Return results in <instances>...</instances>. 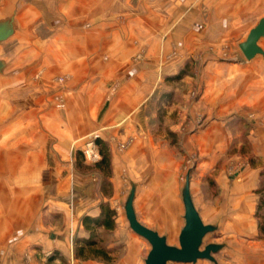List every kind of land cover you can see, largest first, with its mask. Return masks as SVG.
<instances>
[{
	"label": "crops",
	"instance_id": "0c3cea01",
	"mask_svg": "<svg viewBox=\"0 0 264 264\" xmlns=\"http://www.w3.org/2000/svg\"><path fill=\"white\" fill-rule=\"evenodd\" d=\"M245 9V0H0V23L9 19L14 35L17 36V32L19 36L31 38L28 44L30 51L39 52L44 60L45 83L52 87L60 86L50 80L55 69L68 74L69 81L57 89V93L65 98L64 109L70 107L74 100L98 107L100 95L109 92V86L118 84L112 95V112L105 115L103 122L112 127V133L124 125L122 138L137 127L144 133L146 139L140 141L144 148L142 154L150 156L147 163L150 167L143 178L144 187L147 196L151 192L156 197L158 210L163 213L165 197L180 195L182 199L185 188V185L180 187L178 176L181 161L168 160L169 144L178 145L183 153L194 149L197 143H201L205 150L216 146L225 148L230 126L235 123V118H240L242 132L247 133L252 149H264V55H257L249 61L240 51V58L236 55L231 61L214 56L219 52L220 44L244 33ZM41 24L43 28L36 30ZM258 44L264 50V38ZM198 51L212 55L204 58L203 90L194 101L168 87L177 82H170L169 77L176 75L186 60L181 62V56L168 60L166 55L177 53L187 57ZM139 54L141 56L137 57ZM160 81L166 91L173 92L154 96ZM154 105L156 109L152 117L166 119L161 124L165 127L163 137L156 141L149 128L150 109ZM76 143L74 147L82 144L80 140ZM127 155L112 150V177L110 174L105 178L103 186L102 177L99 192L106 191L105 194L112 195L110 208L115 212L112 217L114 226L112 230H98L112 232V249L118 243L125 246L121 258L112 256V262L118 259L117 264H143L148 242L134 232H128L126 212L121 218L114 206L120 190L123 191L125 168L130 165ZM255 155L260 157L258 153ZM225 164L218 179L225 178L230 183H225L222 190L225 194L228 191L229 195H235L231 192L238 189L242 210H251L255 200L251 191L258 184L259 168L250 167L246 162L241 163L238 172L227 174ZM25 174L13 173L12 180L22 183L24 191L32 193L35 198L41 191L35 173ZM187 176L191 197L193 192H197L194 185L196 176ZM58 189L62 194L63 187L60 185ZM35 203L30 210L32 223L22 228L34 231L16 230L15 222L5 224L7 221L3 216L6 222L2 221L3 228H0V264H108L99 256L70 254L63 234L45 231L44 236L36 222ZM103 203L108 204L102 202L96 207L86 206L87 210L79 206L80 213L75 214L73 206L69 209L63 201L55 204L51 201L47 212L60 214L66 227L75 218L76 224L87 233L83 236L78 232L77 247L79 239L90 237L83 227V219L99 217ZM38 230L44 241L38 239ZM97 243L106 250L111 262L107 247ZM36 244L43 246L41 252L35 249ZM115 253L112 250V255Z\"/></svg>",
	"mask_w": 264,
	"mask_h": 264
},
{
	"label": "rangeland",
	"instance_id": "374dc122",
	"mask_svg": "<svg viewBox=\"0 0 264 264\" xmlns=\"http://www.w3.org/2000/svg\"><path fill=\"white\" fill-rule=\"evenodd\" d=\"M245 2L244 33H239L237 37H231L229 42L220 44L219 52L214 54L219 60L231 61L235 59L236 55L240 58L241 54L237 43L245 38L249 29L257 23L259 18L264 17V0H245ZM41 26L43 25H39L36 30L42 29ZM0 27L7 35L0 41V228H3V222L6 221L5 224L8 225L15 222L14 229L16 230L28 226L32 223L30 210H33V205L36 202V222L40 230H43V235L45 236V231H53L54 235L55 233L63 234L68 252L75 253L77 239L80 236L78 232L80 231L83 236H87V233L80 229L74 217L72 221H69L68 227L63 225L60 214L47 212L48 204L51 201L54 204L56 201H63L69 209L73 206L75 214L80 213L79 206L86 209V206L96 207L102 202H108L112 207V195L108 196L105 194L106 191H103L102 194L99 192L102 175L91 166L92 163H87L84 159L78 162L76 159V153L81 152L85 141L96 133L98 139L103 140L108 147L111 168L112 150L115 153L119 151L128 154L130 165H127L124 171L126 178L123 177V191L120 190V196L116 198L114 204L118 209L119 216L125 217L126 205L131 201L133 213L142 225L164 237L168 245L179 247L178 236L184 226L183 198L181 199L180 195L165 197V212L161 213L156 204V197L151 195V192L149 196L146 195L143 178L148 173L146 169L150 167L147 166L150 156L142 154L144 148L140 141L146 139L144 133L140 132L137 127L136 130H132L122 138L124 125L119 127L116 133H112V127L103 122L105 115L112 112V110L110 111L112 95L118 88V84L109 86V92H106L104 96L100 95L98 107L88 106V103L83 104L82 100H74L70 107L58 109L52 99L58 92L57 89L69 79L61 85L55 80L61 76H68V74L61 73L60 69H55L50 80L60 86L52 87L45 83L43 80L45 77L44 60L39 52L30 51L28 44L31 38L19 36L17 32L15 33L17 36L14 35L12 22L9 19L1 21ZM26 32L29 33V29ZM208 55L212 54L198 51L187 57L177 53L166 55L168 60L181 56V62L183 60L186 62L176 75L169 77L170 82H177L165 86L175 88L178 93L186 94L191 100L196 101L203 90V61ZM140 56L141 54L137 57ZM179 74L182 77L176 79ZM162 83L160 81L156 86L154 96L173 92L166 91ZM164 105L167 106V103L165 102ZM151 108L149 128L154 141H156L163 137L165 127L161 124L166 119L153 118L152 113L154 114L156 106ZM89 113L91 114L88 116ZM198 119L200 117H197ZM234 121L235 123L230 126L228 146L225 148L214 146L215 148H206L205 150L201 147V143H197L194 149H187V153H183L178 145L170 146L169 144L167 148L169 161H181L178 168L180 187L185 185L187 174L190 177L191 174L196 176L194 185L197 192H193L194 195L190 197L192 205L203 224L212 227V231L206 234L202 241V249L207 245L215 246V251L211 253L213 259H201L188 264H264V237L258 236L254 217L258 201L256 189L259 186L260 172L264 169V149L254 151L247 140V133L242 132L241 119L235 118ZM77 140H80L82 144L74 147L73 144ZM171 142L173 143V141ZM256 153L260 154V157H257ZM207 162L209 165L206 164ZM246 162L250 167H258L259 175L258 184L251 191L255 198L253 207L251 210L243 211V204L237 197L239 190L231 192L235 195H229L227 190V194H225L222 187L225 183L230 182L225 178L218 179V175L224 163H226L227 174H231L238 172L241 163ZM17 172L21 176L29 172L35 173L37 185L41 188L35 198L32 197V193L24 191L22 183L12 180L13 173ZM21 182L23 181L21 180ZM60 185L63 187L62 194L58 191L61 189V187L58 189ZM3 216L6 221L3 220ZM125 227L128 228L129 233L132 231L129 224L126 223ZM40 230L37 232L38 239L44 241L45 238L38 234ZM22 231L27 233L34 230L22 229ZM93 237L102 246L107 247L110 253L111 262L106 263L117 264L118 259L112 262V258L116 259L118 256L120 259L125 252V246L118 243L112 249V239L114 238L112 232L98 230ZM35 249L41 252L43 246L36 244ZM112 250L116 252L113 255ZM149 250L150 245L147 243L144 260Z\"/></svg>",
	"mask_w": 264,
	"mask_h": 264
},
{
	"label": "water",
	"instance_id": "95a60500",
	"mask_svg": "<svg viewBox=\"0 0 264 264\" xmlns=\"http://www.w3.org/2000/svg\"><path fill=\"white\" fill-rule=\"evenodd\" d=\"M5 36H7L6 33H3V28L0 27V41ZM261 38H264V17L260 18L256 25L249 30L245 40L238 44L239 51L247 61L257 55H264V50L258 44ZM182 198L184 205V226L178 236L179 247L168 245L164 237L138 222L133 213L131 201L127 203L125 208L126 219L130 228L150 245V250L146 255L144 264H188L201 259H213L211 253L215 251V246L207 245L202 249V241L206 234L212 231V227L203 224L192 205L188 176Z\"/></svg>",
	"mask_w": 264,
	"mask_h": 264
},
{
	"label": "trees",
	"instance_id": "16d2710c",
	"mask_svg": "<svg viewBox=\"0 0 264 264\" xmlns=\"http://www.w3.org/2000/svg\"><path fill=\"white\" fill-rule=\"evenodd\" d=\"M181 74L177 75L176 79H180ZM95 145L99 153V160L95 163H92L91 166L98 171L103 177V184L106 183L104 180L108 178L111 174V161H110V152L106 143L101 139L95 140ZM76 159L78 162H81L83 158L81 152L76 153ZM256 194L258 195V201L255 207L254 217L256 219V228L258 231L259 237H264V169L260 172L259 186L256 189ZM115 215L113 209L107 203L101 204V213L97 218L85 217L83 219V227L90 234L88 239H79V245L75 249L76 256L84 257L86 256H99L103 260L110 262L109 256L106 253V250L97 244L96 239L93 237L96 231L100 228L104 230L113 229V219Z\"/></svg>",
	"mask_w": 264,
	"mask_h": 264
},
{
	"label": "built area",
	"instance_id": "2783aa9c",
	"mask_svg": "<svg viewBox=\"0 0 264 264\" xmlns=\"http://www.w3.org/2000/svg\"><path fill=\"white\" fill-rule=\"evenodd\" d=\"M69 76H61L56 78V82L58 84H63L65 80H68ZM54 105L56 108H64L65 106V98L63 94L56 93L53 98ZM98 139V135L95 133L89 140H86L84 143V147L81 149V153L83 154L84 160L87 163H95L99 160L100 156L95 146V140ZM122 147V146H121Z\"/></svg>",
	"mask_w": 264,
	"mask_h": 264
}]
</instances>
